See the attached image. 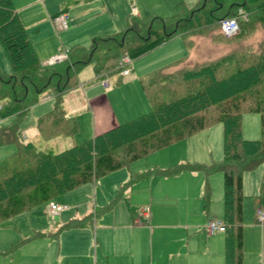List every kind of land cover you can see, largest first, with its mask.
Wrapping results in <instances>:
<instances>
[{
  "label": "trees",
  "instance_id": "obj_1",
  "mask_svg": "<svg viewBox=\"0 0 264 264\" xmlns=\"http://www.w3.org/2000/svg\"><path fill=\"white\" fill-rule=\"evenodd\" d=\"M243 15V16H242ZM242 16V17H241ZM238 17V31L225 37L219 24ZM218 28L216 39L237 44L217 60L173 73L157 69L139 78L150 110L81 143L58 152L37 151L21 138V122L40 95L51 90L53 107L37 120L44 140L72 137L78 126L65 117L62 95L75 86L78 72L92 65L99 77L120 70L117 63L126 53L131 60L153 50L174 36H188ZM261 34L257 45L244 44ZM0 45L11 73L0 70V145L14 144L16 151L0 159V226L25 212L85 184L92 183L133 162L184 140L216 124L222 126L223 156L210 163L186 162L155 172L164 176L180 172H200L207 180L222 174L223 217L225 225L224 264H243V173L264 167V0H197L193 7L184 2L175 6L167 18L144 19L128 15L122 31L91 40L89 47H72L59 63L42 64L20 21L12 0H0ZM244 114L259 116L261 137L245 139L241 133ZM151 172L133 173L122 184L114 199L97 211L109 212L115 201L124 197L132 183ZM210 187L205 182L201 200L206 208ZM264 202L262 195L254 197ZM56 203V202H55ZM48 206V205H47ZM90 216L71 219L54 233L82 228ZM139 223V221H137ZM19 239L5 251L11 254L37 237Z\"/></svg>",
  "mask_w": 264,
  "mask_h": 264
},
{
  "label": "crops",
  "instance_id": "obj_2",
  "mask_svg": "<svg viewBox=\"0 0 264 264\" xmlns=\"http://www.w3.org/2000/svg\"><path fill=\"white\" fill-rule=\"evenodd\" d=\"M81 1L88 2L89 0H55V5L49 3L48 0H12L13 7L27 32V36L32 43L39 61L42 64H48L53 57L65 54L66 50L72 47H89L91 40L95 37L116 34L124 29L121 28L120 30L110 32L113 31L112 29L114 28L107 26V29L102 32L98 30L84 31V33L88 34L86 38L82 34V31L76 34L74 28H69L70 31L68 33H62L63 35H60L59 32L66 31L69 26V14L65 4L74 5ZM130 3L132 4L134 2L130 0ZM178 3H176L175 6ZM194 5L187 6L193 7ZM131 7L132 14L125 15V23L128 15L140 19L157 16H140L141 13L147 12V9L153 8L151 2L139 3L136 1ZM59 13H65L67 15L68 26L66 29H57L52 22L53 18ZM159 13L161 12L159 11ZM171 15L162 18H167ZM218 32L217 29L208 28L205 32H194L185 37L174 36L163 42L161 45L165 44L163 46H166L168 42L179 39L182 43V50L178 49L176 46L177 44L175 43V45H173L174 48L171 47L172 45L168 46V48L173 49L167 55L166 53L163 56L159 55L155 57V60L161 58L167 59L170 55L174 54L176 56L172 57H179L175 60H170L171 62L169 61L168 64H165L170 68L169 71L164 70L168 73H173L185 68H192L204 62L217 60L234 50L237 46L235 42L233 43L228 40L214 38ZM261 38V34H255V36L245 41L244 44L251 46L257 45ZM84 39L89 41L87 45L82 44L85 43L82 42ZM133 60H131L129 65V73L124 76L131 74L133 70ZM105 78L107 79V77H99L98 75H95L93 80L86 84H79L81 92L78 90L74 91L72 101L69 102L66 99L64 104L63 100L65 94L78 86V84H75V86L63 93L61 99V107L65 113V117L74 118L77 126L79 125L80 127H82L86 118L95 126V130H92V133H96L97 125L101 131L100 133H102L146 113H142V111L145 110L142 109L143 106H141V104L136 107V104L133 102L135 98H137V100L144 98L147 104H149L139 83H137L138 85L136 86L134 85V94L131 96L132 101L130 102L128 101L129 95L126 91L127 87L130 86V83L121 86L122 92L119 93V95L122 99L119 101L118 98H116L118 90L110 91L109 83L107 87L102 85L101 81ZM76 82H78L77 78ZM98 90H103L105 93L100 91L99 93H102L99 95L96 93ZM49 91L54 103V95L51 90ZM77 97L78 100L73 103L74 99ZM78 102L79 107H75ZM116 104L118 106L114 108L115 112H112V108ZM127 107H130L131 110ZM36 124L35 128L37 130ZM210 128L149 155L151 156L157 152H162V150L180 143L184 145V148L188 152V154L184 153V159L182 156L167 157L161 153V156H165L166 159L157 162L155 166L151 167L152 169L133 170L130 168V165L128 168H121L93 181L92 183L85 184L73 191L63 194L59 197L61 200L58 199L61 202V204H59L66 206V209L63 211L71 213L67 216L59 217L55 222L48 223L47 230H39L38 228L32 227V229L23 234V236L18 230H16V235L0 233V264H220L221 260H223L222 264H224L225 233L217 232L212 235L207 234L205 231L206 222L209 219L217 218L216 216L209 214L208 207L210 199L206 208L203 207L201 200L205 182L208 183V179L218 172L211 174L207 180L200 172L185 171L171 176H164L155 172L156 170L165 169L168 166L175 164L186 162L210 163L212 160H215L211 157V153L209 152L208 141L197 137ZM23 130L24 128L22 127L21 138L24 141ZM37 134L43 139L38 130ZM30 143L32 142L30 141ZM72 144L73 143H71V145ZM34 148L36 149L35 146ZM149 156H147V158ZM222 156L223 149H221L220 158H218V160H220ZM123 169H125V173H121L120 178L111 189H99V191H97L95 187L97 181L107 176L117 174ZM259 169L262 170L261 175L263 177L264 167L262 166L243 173L242 191L245 187L247 174ZM148 171L151 173L132 183L123 194L125 198L122 197L115 201L109 212L100 213L97 211L115 198L118 188L129 180L131 172L140 174ZM141 186H145V188L144 191L140 192V203L143 205L142 209H148V213L147 216H142L139 212L136 218L133 217V219L131 218V209H129V207L130 205H136L138 188ZM172 187L179 189L177 194L170 191ZM262 190H264V188L262 189V182L260 181L259 188L255 190L259 194L254 197L259 195L263 196ZM222 201L223 190L221 199L223 215ZM257 203L264 207V202L261 203L257 201ZM27 213L36 214L37 208H35L33 212H25L23 214ZM48 214L51 215L49 212ZM89 216L90 219L88 225H84L82 228L62 230L56 235L54 234L61 225L69 220L82 219ZM137 221H139V223H137ZM244 229L243 225V247L246 242ZM35 232H40L42 234L32 238L13 253H5L10 245L19 239L21 240L33 236ZM221 235H223V238ZM256 246L258 252L253 251V254L259 255L260 251L261 256L264 258L263 237ZM35 253L38 254L37 257L35 256Z\"/></svg>",
  "mask_w": 264,
  "mask_h": 264
},
{
  "label": "rangeland",
  "instance_id": "obj_3",
  "mask_svg": "<svg viewBox=\"0 0 264 264\" xmlns=\"http://www.w3.org/2000/svg\"><path fill=\"white\" fill-rule=\"evenodd\" d=\"M49 3L55 5V0H48ZM134 3L136 1L140 2H147L152 4V9H147V12L141 13V17H145L148 15H157L161 17H166L171 14H173L174 6L178 2H184L186 5L191 6L196 4V0H132ZM134 3H130V0H89L88 2L81 1L80 3L76 4H65L68 11L69 16V26L68 29L63 32H59L60 35H63L62 33H68L70 30L69 28H74V32L77 34L82 31V34L87 38L88 34L84 33V31H105L107 29V26H110L114 29V32L116 30H120L121 28L125 27V15L126 14H132L131 11V5L133 6ZM140 10V9H139ZM159 11L161 13H159ZM142 12V11H141ZM144 12V11H143ZM218 29V28H216ZM54 31V30H53ZM102 34V33H100ZM85 44L87 45L89 41L87 39H84ZM177 44L176 46L178 49L182 50V43L181 40L176 39L174 41L168 42L166 46H159L158 48L153 49L150 53H147L146 55L142 57L135 58L132 62L133 70L130 75L123 76L120 75V72L118 70L112 72L109 75H105L104 77H107V82L109 83L110 91L118 90V94L116 95V98L120 101L122 98L119 95V93L122 92L121 86L130 83V86L127 87V92L129 95L128 101H132V95L134 94V85H138L139 83V76L152 72L157 69H164L166 71H169L170 68L168 67V64L170 60H175L179 57H172L176 56L170 55L169 58L164 59H156L155 57L159 55H166L174 48L173 45ZM172 45V46H171ZM168 46H171L173 48H168ZM178 54V53H177ZM179 56V55H178ZM171 62V61H170ZM0 70L3 73H11V68L9 63L7 62V59L2 51V48L0 46ZM95 74L92 70V65L86 66L82 68L77 76L76 84L78 86L68 91L65 96L63 103L65 104V100L67 99L69 102L72 101V97L74 95V91L78 90L81 92V89L79 87V84H86L87 82L93 80ZM121 78V79H120ZM86 86V85H85ZM84 86V87H85ZM100 89V88H98ZM100 91H96L97 94ZM105 93V91H103ZM142 95V94H141ZM144 97V96H143ZM78 100V97L74 99L73 103H75ZM133 102L136 104V107L141 104L142 109L148 112L150 110L149 104L145 101L144 98L137 100L135 98ZM147 104V105H146ZM116 104L112 108V112H115L114 108L117 107ZM53 107V100L50 96V91L47 90L46 92L42 93L40 96L38 102L33 105L31 108L28 109L27 114L21 122V126L24 128L23 135H24V141L32 142L37 150L42 152H51L53 154L58 153L66 148H68L71 143H81L85 140H88L94 135L100 134L99 126H96V133H92V130H95V126L92 124V122L88 121L86 118L84 120V123L82 127L78 125V131L71 137H56L54 139L44 140L39 137L37 134V130L35 128L36 120L39 116L43 115L44 113L48 112V110L52 109ZM75 107H79V102L76 103ZM74 107V108H75ZM128 109L130 107H127ZM131 110V108H130ZM141 112V111H140ZM134 116V115H132ZM125 118V117H124ZM133 118V117H132ZM131 120V119H130ZM129 121V120H128ZM11 119L9 117L4 118L0 120V126H6L10 124ZM118 124V123H116ZM241 130L243 138L249 139V140H256L260 139L261 132H260V126H259V116L256 114H244L241 119ZM198 138L208 141L209 146V152L211 153V157L215 160H218L220 158L221 149H222V126L216 125L211 127L206 132H203ZM184 143V142H181ZM16 151V146L14 144H4L0 145V159H3L11 154H13ZM163 153L164 155L171 156V157H177L182 156L184 159V153H187V150L184 148L183 144H175L174 146L162 150V152H157L156 154H153L149 156L148 158L139 159L138 161L131 164L130 168L133 170H145L149 169L157 164V162H160L162 159H166L165 156H161ZM217 156V157H214ZM152 169V168H151ZM125 169L121 170V172L117 174H113L111 176H107L95 184V187L97 191L99 189H106L109 190L114 186L117 182V180L120 178L121 173L124 172ZM261 169L255 170L252 173L247 174L245 179V187L243 188V200H242V211H243V225L245 230V236H246V242L244 243L243 247V264H264V258L261 256V253L259 251V255H254L253 251L258 252L257 243L262 240H264V225H261L255 221L254 218V212L257 208H264L260 204L257 203V201L254 199V196L259 194L256 189L259 188L260 181L262 182V189L264 188V176L262 177ZM262 179V180H261ZM209 187L211 190L210 195V204H209V214L212 216H216L217 219H222V205H221V199H222V176L218 172L214 176H211L210 179H208ZM145 186H141L138 188V199L136 201V205H133L129 207L131 209V218H136V216L139 214L140 210L142 209L143 205L141 202V195L140 192L144 191ZM170 191L177 194L179 191L178 188L172 187ZM263 196H264V190H262ZM59 197L54 201L57 204H61V202L58 200ZM61 200V199H60ZM59 204V205H60ZM63 204V203H62ZM132 204V203H131ZM48 204H42L37 207V213L36 214H20L18 216H15L14 218L9 219L5 222L2 226H0V233H6V235H16L17 231L19 233L25 234L26 232L30 231L33 228H38L39 230H47L48 223L55 222L59 217L67 216L71 212H65L63 210L59 211L57 214L49 215L47 212ZM63 211V212H62ZM76 211V210H73ZM133 218V219H134ZM257 228H256V227ZM38 231V230H37ZM223 238V235H221ZM35 256L37 257L38 254L35 253ZM42 257V255H41ZM221 260V258H220ZM221 260V263L222 264Z\"/></svg>",
  "mask_w": 264,
  "mask_h": 264
},
{
  "label": "built area",
  "instance_id": "obj_4",
  "mask_svg": "<svg viewBox=\"0 0 264 264\" xmlns=\"http://www.w3.org/2000/svg\"><path fill=\"white\" fill-rule=\"evenodd\" d=\"M52 22L57 27V29H66L68 26L67 15L65 13H59L53 18ZM219 29L221 33L227 38L234 36L238 31V17H232V18H227V19L222 20L219 24ZM65 58H66L65 54L57 55L53 57L48 63L49 64L59 63L63 61ZM130 63H131V59L125 53L117 63V68L120 70V75L124 76L129 73ZM106 80L107 79L105 78L103 81H101L102 85L105 87L108 86V82ZM65 209H66L65 205H59L55 202H50L48 204V212L51 215L57 214L59 211L65 210ZM147 213H148L147 208L140 210V214L142 216H147ZM254 218L257 223L264 225V208H257L254 212ZM224 230H225V225L221 220L209 219L206 222L205 231L209 235H212L217 232H224Z\"/></svg>",
  "mask_w": 264,
  "mask_h": 264
}]
</instances>
